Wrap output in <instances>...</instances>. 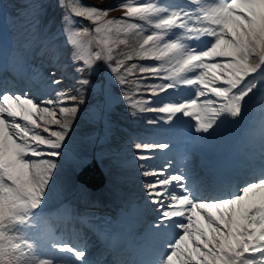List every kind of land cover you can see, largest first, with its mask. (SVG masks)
Here are the masks:
<instances>
[{"label": "snow or ice", "instance_id": "1", "mask_svg": "<svg viewBox=\"0 0 264 264\" xmlns=\"http://www.w3.org/2000/svg\"><path fill=\"white\" fill-rule=\"evenodd\" d=\"M207 2L121 0L116 7L127 9L124 16L104 19L112 10L111 5H77L71 0L65 4V0H59L67 12L63 17L67 22L63 33L77 50L72 61L75 64L84 60L83 65L75 67V72H90L96 61H111L113 37L118 39L121 31H145L144 24L129 23L135 18L152 29L143 38L137 54L142 59L161 62L159 66H142L140 71L169 81L148 87L158 88L167 95L169 89L192 86L196 98L145 108L138 102H130L125 94L120 99L128 102L130 109L166 114L147 121L149 124L162 120L172 123L180 115H195V131L203 134H211L229 118L241 119L248 103L246 97L256 88L252 74L258 70L264 73V0H211L210 6H205ZM6 7L0 0V14ZM20 8L14 15L24 30V43L34 55L52 59L48 86L56 89L64 83L65 76H57L55 38L39 27L35 5L25 3ZM85 20L95 25L92 31L99 45L88 59L79 54L84 47L81 38L90 32L83 23ZM217 60L224 62L216 63ZM250 60L256 62L250 63ZM122 65L123 61L117 60L115 67L108 64V68L118 73ZM217 68L227 71L219 75L209 71ZM161 71H167L168 75L160 77ZM116 79L121 85L125 82L122 76L117 75ZM90 84L89 79L75 80L79 86L77 92ZM205 89L223 103L219 107L210 99L198 103L200 97L207 95ZM157 100L158 94L153 91L146 103ZM69 101L73 102L71 107L59 108L65 118L61 123L56 119V105ZM83 102L82 96L78 98L63 90L55 92V101L39 102L37 98H29L28 92L22 96L8 89L0 90V264H264V168L255 182H247L228 198L205 195L196 188L188 172L172 170L171 160L154 167L156 152L171 150L172 145L166 142L134 144L141 175L152 178L144 185L148 200L159 210V218L150 226V231L160 237L175 231L171 239H162L152 258L110 261L106 253L93 259L87 243L45 235L41 229V213L58 165L56 159L43 157L62 156L70 127L68 117L76 115ZM41 104L51 107H41ZM127 115L134 117L136 112L129 111ZM34 116H39L43 125ZM50 124L59 125L60 130H50L47 126ZM197 213L202 215L194 220ZM82 223L93 230L96 228L87 217L82 218ZM108 251L115 254L110 246Z\"/></svg>", "mask_w": 264, "mask_h": 264}, {"label": "rangeland", "instance_id": "2", "mask_svg": "<svg viewBox=\"0 0 264 264\" xmlns=\"http://www.w3.org/2000/svg\"><path fill=\"white\" fill-rule=\"evenodd\" d=\"M85 1H88V2H91V4H89V5H95V6H99V7H105L106 6V4H114L115 3V1L116 0H85ZM53 2H55V0H53ZM52 2V3H53ZM98 2V3H97ZM112 2V3H111ZM114 2V3H113ZM55 5H57L56 3H54ZM52 10H55V8H52V7H47V9H46V14H44L43 16H41V17H39V23L41 24V21H43V27L46 25L47 27H46V29L45 30H43V32H45V33H47L48 35H50V36H52L53 34H55L56 33V31H57V29H58V27L60 26V24H61V19H60V15H58L57 14V12H58V10H59V8H57L56 10H55V12L53 13L52 12ZM111 12H113V11H109L108 12V14H110ZM4 14L8 17V15L6 14V12L5 11H3V14H0V30H2V28L5 26V24H6V21H5V18H4ZM49 14H52V16L51 15H49ZM49 15V16H48ZM48 16V17H47ZM43 17V18H42ZM45 18H47L46 19V21H47V23H45ZM104 19H106V17L104 18ZM84 25L85 26H87V27H89L88 26V23H87V21H85V23H84ZM151 27H148L147 29L145 28V31H143L142 33H137L136 31H130V32H127V34L125 35V34H123L121 37H118V39L117 38H113L114 40H115V43L112 45V48H113V52H116V53H123V54H126V56H132V57H138L139 55L137 54L138 53V49H139V45L142 43V41H143V38L146 36V35H148V34H150L151 33ZM56 35V34H55ZM58 35V34H57ZM60 35L61 36H63V38H64V40L66 41L67 40V37H66V35L63 33V31L60 33ZM137 36V37H136ZM141 39H140V38ZM134 39H135V41H134ZM120 41H124V43H121ZM20 45H24V37H23V39H22V42L20 43ZM88 45H89V39H87L86 40V42L84 43V49L85 50H88L89 49V47H88ZM95 47V46H94ZM99 48V47H98ZM98 50V49H97ZM97 50H91V49H89V51H88V54L89 55H92L93 53H95ZM65 52H68V49H66L65 50ZM71 52V51H70ZM69 55V54H68ZM125 56V57H126ZM58 58H61V55H59V57ZM57 58L55 57V60H56ZM258 59V58H257ZM44 61H46V60H44ZM98 62H101V61H98ZM221 62V61H220ZM223 62V61H222ZM254 62H256V60H250V63H254ZM38 65H41V64H38ZM133 65H136V67H135V70H134V68L132 67ZM142 67L143 65H140V63H138V61H135V62H132V61H127V63L125 64V68H127L129 71H132V72H134V71H136V70H140V67ZM72 67V66H71ZM40 68H41V70H47V65H45V66H40ZM57 68V67H56ZM61 68H63L62 66H61V64H60V69ZM38 69V68H37ZM39 70V69H38ZM53 69H51L50 70V72L52 71ZM63 72H68V70H69V68H64V69H61ZM97 70L98 71H100L101 70V67H100V65H98L97 66ZM221 70L222 69H220V68H217V70H216V73H218L217 75H219L220 74V72H221ZM220 71V72H219ZM225 71H227V70H225ZM258 72H259V70H258ZM254 74V73H253ZM59 75V69H57V76ZM64 76H65V79H69L70 78V76H67V75H65V74H63ZM162 75H164V73H162ZM47 76V75H46ZM115 76H117V75H115ZM119 76H121V75H119ZM59 77V76H58ZM81 78H85V79H89V78H87V77H81ZM45 82H47L48 83V76H47V79H46V81ZM162 82L160 81H158L157 83H155V84H157V85H159V84H161ZM116 84V83H115ZM47 85V84H46ZM154 85V84H153ZM61 86V85H60ZM63 86H65V83H63ZM79 87V86H78ZM95 87V85H93V84H91L90 86H88L87 88H85V89H81L80 91H79V96H82L83 97V100H84V102L83 103H85V102H87V103H89V102H91L92 104H93V100H95V99H90V98H86V95L88 94V92H89V89H93ZM209 87H211V85L209 86ZM46 88H49V86L48 87H46ZM63 89V88H62ZM64 89L66 90V87H64ZM51 92H52V96L55 98V92L56 91H60V89H59V87L58 88H56V89H53V90H50ZM71 91V90H70ZM66 92H68V91H66ZM69 93V92H68ZM193 93H195V91H193ZM70 94V93H69ZM114 93H112V92H106V98L107 99H111V98H113L114 97ZM192 96H195L194 94H192ZM51 97H49L48 96V98L47 99H50ZM39 100H37V102H38ZM82 103V104H83ZM82 104H80L79 105V108H78V112L76 113V115H74L73 117L72 116H70L69 117V119H71V125L73 126V129H71V128H69V131H71L72 132V134H74L75 135V137L76 138H78V139H81L82 141H81V144H79L78 145V147L76 148V152L79 154V155H84V154H87V153H93V152H87V151H89V148L87 147V146H90V144L89 143H91V144H93V140H91L90 139V135H89V133L87 134V132L88 131H85L86 130V127H84V126H79V125H77V121H78V119H79V117L80 116H82V113H81V111H80V109H81V106H82ZM41 106H44V107H49L50 105H47V104H41ZM63 107V104H57L56 105V119H58V120H62L64 117L60 114V116H58L59 115V109H57V108H60V107ZM64 107H69V106H67V105H64ZM84 108L85 107H83L82 108V111L84 112ZM109 114H111V118H110V116H109ZM62 116V117H61ZM102 118L103 119H105V120H109V121H115V118H116V116L114 115V111L112 110V109H110V107H109V105L108 104H105V111L103 112V114H102ZM73 120V121H72ZM87 121H88V119H87ZM100 126V129H101V131L99 132V135H104V134H106V131H104L105 130V127L103 126V125H99ZM55 127H57V126H55ZM55 127H49L50 128V130H52V131H56V130H53ZM115 132V131H114ZM113 132V133H114ZM42 134L43 135H49V133H43L42 132ZM102 137V136H101ZM101 137H97L99 140H104L103 138H101ZM108 136H105V139L107 138ZM110 137V140H112L113 141V137L115 138V136L114 135H112V136H109ZM91 140V141H90ZM74 141V140H73ZM89 141V142H88ZM74 143H75V141H74ZM100 146V145H99ZM99 146H97V145H95L94 144V148L95 149H97ZM93 148V149H94ZM104 151V150H103ZM105 153L106 154H109L106 150H105ZM113 154H115V153H113ZM63 155L67 158V160H68V156L67 155H65V153L63 154V149H62V156L61 157H63ZM66 158H62L64 161H66ZM48 159H56V161H57V168L55 169V171H54V173H53V180H52V182L50 183V186H49V191H50V193L47 195V198H46V202H48V201H51V200H54L55 198H56V196L57 195H60V191H58V192H55L56 191V188H57V185H55L56 184V179H57V176L62 172L61 170H63V167L65 166V165H63L62 167L61 166H59V159L58 158H51V157H48ZM69 162V161H68ZM111 163V162H110ZM130 164H131V162H130V160L129 159H127V163L125 164V167H123V173H121V180H123V178L125 177V174H126V171L128 170V168H129V166H130ZM73 167V166H72ZM74 168V167H73ZM114 171H116V170H114ZM55 178V179H54ZM55 183V184H54ZM53 187H54V189H53ZM52 192H55V193H52Z\"/></svg>", "mask_w": 264, "mask_h": 264}, {"label": "bare ground", "instance_id": "3", "mask_svg": "<svg viewBox=\"0 0 264 264\" xmlns=\"http://www.w3.org/2000/svg\"><path fill=\"white\" fill-rule=\"evenodd\" d=\"M95 1V0H94ZM111 1V0H110ZM98 3V2H97ZM112 3V2H111ZM114 3V2H113ZM0 35H2V33L0 32ZM137 37V36H136ZM140 38V37H139ZM141 39V38H140ZM134 41H135V39H134ZM1 52V51H0ZM64 58V56L63 55H61V58H57V59H63ZM44 62V64H46V65H48L49 63L47 62V61H43ZM39 66H42V65H39ZM33 67L35 68V65L33 64ZM32 70H34V69H32ZM31 70V71H32ZM222 70H224V69H222ZM68 71H70V69L68 70ZM34 72L36 73V74H38V73H43V72H45V70H40V72L38 71V69H35L34 71H32V74L34 75ZM220 72V71H219ZM218 74V73H217ZM44 76H46L45 74H44ZM46 81V79L43 81V82H40V85H39V88L38 89H40V91L46 86V84H48L47 82H45ZM37 87V86H36ZM34 88H35V86H34ZM10 103V102H9ZM64 107V106H63ZM57 109H59V108H57ZM59 114H60V112H59ZM37 118H39V116H36ZM33 119H35L34 117H33ZM40 119V118H39ZM68 120L70 121V124H72L71 123V119H69V117H68ZM42 123V125H43V121L42 120H40ZM61 121V123H64V121H65V118H63L62 120H60ZM73 121V120H72ZM48 127H55V126H59V125H54V124H50V125H47ZM54 130V129H53ZM72 133V132H71ZM136 169L137 170H139L140 172H139V176H140V178H142V175H141V169L139 168V166L138 165H136ZM65 174H66V176H67V178L68 177H70V173L66 170L65 171ZM55 179V178H54ZM66 185V184H65ZM53 189H54V187H53ZM75 209L77 208V207H74ZM68 226H69V223H68Z\"/></svg>", "mask_w": 264, "mask_h": 264}]
</instances>
